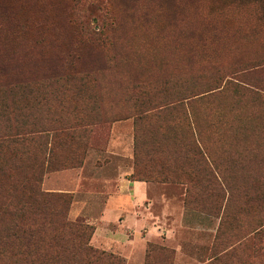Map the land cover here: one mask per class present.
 <instances>
[{"label": "rangeland", "instance_id": "1", "mask_svg": "<svg viewBox=\"0 0 264 264\" xmlns=\"http://www.w3.org/2000/svg\"><path fill=\"white\" fill-rule=\"evenodd\" d=\"M181 4L185 16L174 17L149 0H0V75L95 80L78 109L52 87L36 114L52 129L77 110L73 143L49 131L27 145V159L50 161L44 186L71 194L67 220L93 228L92 247L125 264H264V206L240 207L239 192L264 182V101L253 100L264 96V0ZM197 145L212 175L193 161ZM138 184L143 203L109 204L136 203ZM136 214L140 230L128 220Z\"/></svg>", "mask_w": 264, "mask_h": 264}, {"label": "trees", "instance_id": "2", "mask_svg": "<svg viewBox=\"0 0 264 264\" xmlns=\"http://www.w3.org/2000/svg\"><path fill=\"white\" fill-rule=\"evenodd\" d=\"M149 1L158 4L160 9H169L174 17L185 16L187 5H182V0ZM3 27L5 25L0 23V29ZM4 79L7 80L5 84L2 83ZM94 82L89 73L54 74L36 79L34 83L16 76L0 75V264H125L124 259L90 245L94 233L92 227L67 220L71 194L59 195L44 186V177L50 172V161H46L42 154L37 160L27 159V145L32 141H42L46 132H53L52 140L65 137L67 142L73 143L80 130L76 122L81 119L71 118L77 112L74 108L53 117L49 122L52 129L43 127L41 117L35 118L36 114H41L40 107L47 100L50 89L55 87L51 95L57 92V99L78 109V102L91 99L87 91L94 87ZM233 86H236L234 97L242 99L245 95L240 94L239 88L243 87ZM195 97L187 98L193 102L199 99ZM253 97L255 101H264L258 100L264 98L260 94L253 93ZM181 102L182 99H177L172 103L181 105ZM193 151V161L199 165L203 160V170L212 175L210 169L217 168L214 162L202 156L199 145L193 147ZM243 158L246 161L247 156ZM257 158L259 163H264V157ZM239 192L240 207L254 211L264 206V182L244 185ZM56 197L63 201L57 209L53 208L56 205L51 201ZM190 197L195 201L198 199L193 192H190ZM29 216L33 219L28 224ZM223 225H227V220L221 221L219 229Z\"/></svg>", "mask_w": 264, "mask_h": 264}, {"label": "crops", "instance_id": "3", "mask_svg": "<svg viewBox=\"0 0 264 264\" xmlns=\"http://www.w3.org/2000/svg\"><path fill=\"white\" fill-rule=\"evenodd\" d=\"M139 186H140V184L137 185V190L139 191V193L137 194L138 195V197H137L138 199H137L136 203L135 202L131 203L127 199L126 196L120 195V196L112 197V199L110 200L109 204L110 205L111 204H115L117 206V205H119L118 203H121V205H123L125 207V209L127 208V210L129 208V204H131L130 208L137 207L140 203H143L144 202V195H143V193L141 191V187H139ZM119 209H120V211H116V212H119L116 216L122 215L121 211H123L124 208L120 207ZM106 213H108L107 210H106ZM128 220H130L129 222H131L132 225L136 226V229L137 230L142 229V227H144V225H145V218H140L138 214H136L135 216H131V215H130V217L128 216ZM156 224H158L157 227H153L149 231L150 240L151 239H155L156 236L158 234H160L161 231L163 230V229L160 230V228H162V226H160V225H162V224H159V222H157ZM113 239L114 238H112V235H110L109 233L106 234V240L110 244H112V242H113L112 240Z\"/></svg>", "mask_w": 264, "mask_h": 264}]
</instances>
